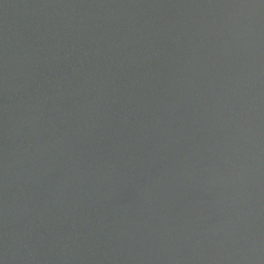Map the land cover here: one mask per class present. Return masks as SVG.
<instances>
[{
    "label": "water",
    "instance_id": "obj_1",
    "mask_svg": "<svg viewBox=\"0 0 264 264\" xmlns=\"http://www.w3.org/2000/svg\"><path fill=\"white\" fill-rule=\"evenodd\" d=\"M0 264H264V0H0Z\"/></svg>",
    "mask_w": 264,
    "mask_h": 264
}]
</instances>
